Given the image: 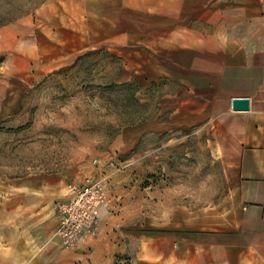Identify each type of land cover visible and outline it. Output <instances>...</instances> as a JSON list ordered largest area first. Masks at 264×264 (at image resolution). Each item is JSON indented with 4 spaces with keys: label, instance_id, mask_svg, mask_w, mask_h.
Listing matches in <instances>:
<instances>
[{
    "label": "crops",
    "instance_id": "1",
    "mask_svg": "<svg viewBox=\"0 0 264 264\" xmlns=\"http://www.w3.org/2000/svg\"><path fill=\"white\" fill-rule=\"evenodd\" d=\"M170 2V11L141 2L139 22L122 28L126 0H59L40 26L51 61L105 44L122 57L115 81H136L137 98L155 103L149 118L124 127L125 153L152 132L209 135L226 166L223 186L201 196L180 180L160 188L125 175L96 234L67 249L57 205L99 168L12 180L0 186V264H115L117 255L132 264H264V0ZM245 97L249 109L234 110Z\"/></svg>",
    "mask_w": 264,
    "mask_h": 264
},
{
    "label": "rangeland",
    "instance_id": "2",
    "mask_svg": "<svg viewBox=\"0 0 264 264\" xmlns=\"http://www.w3.org/2000/svg\"><path fill=\"white\" fill-rule=\"evenodd\" d=\"M58 1L0 0V186L30 174H82L95 167L102 172L96 177L109 180L112 198L125 188V175L160 188L180 180L183 189L201 196L222 187L226 166L209 135L193 132L181 139L183 133L152 132L125 153L123 129L133 125L127 117L149 118L156 105L146 103L130 115L114 90L101 88L116 82L122 67V57L105 44L49 59L52 46L40 24ZM170 1L126 0L121 27L139 22L141 2L170 11ZM224 1L235 0H211ZM19 24L30 27L29 34Z\"/></svg>",
    "mask_w": 264,
    "mask_h": 264
},
{
    "label": "built area",
    "instance_id": "3",
    "mask_svg": "<svg viewBox=\"0 0 264 264\" xmlns=\"http://www.w3.org/2000/svg\"><path fill=\"white\" fill-rule=\"evenodd\" d=\"M72 198L57 205L61 214L57 234L67 249L77 244L83 232L96 234L97 222L112 207L111 185L105 177L71 183Z\"/></svg>",
    "mask_w": 264,
    "mask_h": 264
},
{
    "label": "trees",
    "instance_id": "4",
    "mask_svg": "<svg viewBox=\"0 0 264 264\" xmlns=\"http://www.w3.org/2000/svg\"><path fill=\"white\" fill-rule=\"evenodd\" d=\"M85 55V54H84ZM82 55L81 58L84 56ZM102 89H108V90H114L116 92L117 96V102H121V106L123 108H127L129 110V114L133 115L140 112V109L145 107L146 103L141 102L137 98V92L140 90L139 84L132 80L128 82H122V83H111L107 85L106 87H101ZM117 102L115 104H117ZM129 115V116H130ZM129 120H127V124H136L138 122L144 121L148 118L146 115L140 116L138 119H135L134 117H127ZM115 264H132L131 259L128 256L123 255H117Z\"/></svg>",
    "mask_w": 264,
    "mask_h": 264
},
{
    "label": "water",
    "instance_id": "5",
    "mask_svg": "<svg viewBox=\"0 0 264 264\" xmlns=\"http://www.w3.org/2000/svg\"><path fill=\"white\" fill-rule=\"evenodd\" d=\"M250 107V101L248 98H235L233 99L234 110H247Z\"/></svg>",
    "mask_w": 264,
    "mask_h": 264
}]
</instances>
